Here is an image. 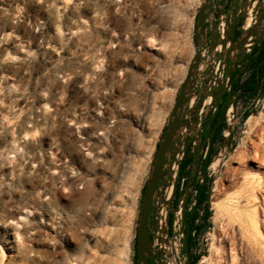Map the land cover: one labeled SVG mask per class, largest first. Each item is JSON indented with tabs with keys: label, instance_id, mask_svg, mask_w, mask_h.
<instances>
[{
	"label": "rangeland",
	"instance_id": "rangeland-1",
	"mask_svg": "<svg viewBox=\"0 0 264 264\" xmlns=\"http://www.w3.org/2000/svg\"><path fill=\"white\" fill-rule=\"evenodd\" d=\"M204 3L0 0V264H137L144 191ZM232 132L220 153L214 142L197 264H264L262 210V238H245L239 223L225 236L227 219L215 222L245 175L264 177L241 160L252 143L264 150V79Z\"/></svg>",
	"mask_w": 264,
	"mask_h": 264
},
{
	"label": "flooded vegetation",
	"instance_id": "flooded-vegetation-1",
	"mask_svg": "<svg viewBox=\"0 0 264 264\" xmlns=\"http://www.w3.org/2000/svg\"><path fill=\"white\" fill-rule=\"evenodd\" d=\"M261 8H264V0H212L210 8L207 11L205 29L201 38L206 35V37H208V40H211L212 42L211 52H214V48L217 45L219 44L223 45L222 58L225 63V79H229V89L225 90V88H221V89H216L214 91L212 105L210 109L206 111L203 117L201 129L198 134V137H196V134L194 133V129H195L194 127L198 119V112L201 103H199L194 107L191 113V119L193 125L189 129L185 141V156L180 163L178 176L175 180V183L177 184L178 188L180 187V184L183 179H185L184 183L187 182L188 184L190 176L192 175V173L196 168L198 155L200 157V165L198 168L197 175L194 177V182L197 183L205 182L204 178L206 177L207 172L206 173L204 172V164L206 158L208 157L212 149L215 150L214 149L215 141H219V146L216 149L220 150L219 148H221L223 142L226 139L224 135V131L227 128V123H226L227 110L229 109L230 105L233 102L237 104L238 102L242 101L245 95L244 94L245 84L250 82L255 72L259 70V66L256 60L260 57V54L259 55L255 54V48L259 47L260 45L264 46V20L261 19L260 17ZM235 15L239 16V20L237 21L235 38L233 42L231 38V29L233 22L235 20ZM222 16H225L228 21V32L226 34L225 41L220 42L218 41L217 30ZM213 33H214V38H211V35ZM249 39H251L250 42L251 45H250V50H247L246 45L248 44ZM242 41L244 42V45L242 47V55L238 59L239 51L237 50V46ZM263 55H264V50H263ZM232 65H233V71L231 76H229L228 69ZM220 92H222V96L220 100H217L216 95ZM211 121L212 123L211 125H209ZM183 123L184 122L181 121L179 128L182 127ZM178 140H179V133L176 132L174 136L171 152L168 154L166 159L164 175L159 183V189L155 194L154 201L156 197L160 194V190L163 187H165L172 179L173 173L170 164L172 162V159L174 158L175 153L179 150V146H177ZM220 140H223V142L220 143ZM188 158H191L192 161L185 168L186 176L180 179L179 176L181 174L182 168ZM189 198L192 203V194H190ZM191 203L189 205V212L192 209ZM153 212L150 218L151 226L149 223L151 237H153L152 234ZM137 259H138V255H137ZM149 261L150 264H156L154 261V256L150 257Z\"/></svg>",
	"mask_w": 264,
	"mask_h": 264
},
{
	"label": "built area",
	"instance_id": "built-area-1",
	"mask_svg": "<svg viewBox=\"0 0 264 264\" xmlns=\"http://www.w3.org/2000/svg\"><path fill=\"white\" fill-rule=\"evenodd\" d=\"M228 32V21L222 16L218 25V41H225ZM249 39L246 49L250 50ZM229 47V44H228ZM201 62L196 69L189 88V101L182 111V121L184 122L179 130V140L177 146L179 150L175 153L170 164L172 169V179L160 190V194L154 201L153 226H152V252L156 264H186L187 257L182 255L184 233L182 231V206L183 196L180 197L178 209H174L178 186L175 180L178 176L179 166L185 156V141L189 129L193 125L191 113L196 105L201 103L198 119L195 123L194 133L196 137L201 129L202 120L207 110L212 105L214 91L216 89H229V79H225V63L223 56V45L219 44L212 50V42L208 37L203 36L200 41ZM242 101L235 104L233 102L226 113L227 128L224 131L226 138L230 136L234 125L238 120V109ZM184 181L182 180L179 191L184 190ZM192 194L191 208L196 204L197 192L191 189ZM173 217V224L170 225V219Z\"/></svg>",
	"mask_w": 264,
	"mask_h": 264
},
{
	"label": "water",
	"instance_id": "water-1",
	"mask_svg": "<svg viewBox=\"0 0 264 264\" xmlns=\"http://www.w3.org/2000/svg\"><path fill=\"white\" fill-rule=\"evenodd\" d=\"M211 3H212V0H205L204 6L201 8L200 13L198 15L195 39H194V43H195L194 60L191 63L186 79L180 89L179 96L173 107L172 114L170 116L168 125L165 128L162 141L160 143V147L156 155L151 179L144 191V197L142 200V206H141V212H140L138 237H137V255H138L137 262L138 264H150L149 258L153 257L152 237L150 234L149 223H150L152 212L154 211V197H155L156 192L159 189V183L162 180L163 175H164L166 159H167L168 154L171 152L175 133L179 132L181 128V127L179 128V125L182 121L181 112L183 111V109L185 108V105L189 101V88H190L191 80L194 76L196 69L198 68L201 62L200 48H199L200 41H201V36L205 29L207 11L209 10ZM238 20H239V16L235 15V20L233 22L232 29H231V38L233 42L235 38V31H236V25H237ZM243 45H244V42L242 41L237 46V50L239 51L238 59L242 55ZM232 71H233V65L230 66L228 69L229 76H231ZM221 96H222V92L216 95V99L220 100ZM211 123L212 121L209 123V125H211ZM231 139H232V132H230V136L225 139L223 145L221 146L219 150V153L223 151L226 148V146L229 145V142L231 141ZM199 165H200V157L198 155L196 168L194 172L192 173V175L190 176L189 182L187 184L186 192H185L186 194H185V198H184V202L182 206V222L181 223H182L183 233L185 232L184 222H185L187 211H188V206H187L188 199H189L190 192L192 189V184L194 182V177L197 175V172H198ZM210 199H211V192L208 196L207 204L210 202ZM184 238H185V235H184Z\"/></svg>",
	"mask_w": 264,
	"mask_h": 264
},
{
	"label": "bare ground",
	"instance_id": "bare-ground-1",
	"mask_svg": "<svg viewBox=\"0 0 264 264\" xmlns=\"http://www.w3.org/2000/svg\"><path fill=\"white\" fill-rule=\"evenodd\" d=\"M155 49H157V47ZM246 124L251 128L254 124V119L250 117ZM252 145L254 146V151L247 152L246 154L245 152L244 154L241 153L244 155L241 160H243V164H247V161L259 163L262 165V167L252 166L251 168L255 170H261L264 168V150H262L260 146L256 145L255 143H252ZM220 162L221 157H217L213 166L216 168ZM239 171L240 170H234L232 173L236 176L239 175ZM240 190L241 191L237 196L229 198L224 206L218 207L215 222H219L223 218L227 219V225L221 224L220 226V229L225 236H229V231L227 228L228 226H233L234 223H239L245 238H262V221L259 219V212L262 210L264 213V177H259L258 174L256 176L245 175L244 182L240 186ZM259 194L262 195V202L258 198ZM244 202H246L245 205H243ZM200 264H204V261H202Z\"/></svg>",
	"mask_w": 264,
	"mask_h": 264
},
{
	"label": "trees",
	"instance_id": "trees-1",
	"mask_svg": "<svg viewBox=\"0 0 264 264\" xmlns=\"http://www.w3.org/2000/svg\"><path fill=\"white\" fill-rule=\"evenodd\" d=\"M198 19V17H197ZM264 46L260 45L259 47L255 48V54L259 55L260 57L256 60L257 64L259 66V70L255 72L250 82L245 84L244 86V97L242 101L244 103L247 102V100H251L259 94L262 88V79L264 77V55H263ZM250 116V113L244 114V119H248ZM223 140H220V143H222ZM224 143V142H223ZM216 155L215 150H211L210 154L206 158L205 164H204V172H207V169L212 164V161L214 159V156ZM191 158H188L186 162L184 163V166L182 168L181 174L179 178H184L186 176L185 168L191 163ZM204 183H197L193 182L192 189L197 192L196 194V204L192 207L191 211L189 212V205L191 203L190 198L188 199V211L186 215V219L184 222V228H185V238H184V244L182 248L183 256L187 257V261L189 264H197L200 260L199 256L193 257L191 255L192 248L197 245V238L199 235H201L209 225V218L211 216V207L210 204H207L208 196L211 191V179L205 177ZM187 182L184 183V190L183 192L179 191V188L177 189L176 194V200L174 203V209L177 210L179 206L180 197H185ZM173 224V217L170 219V225ZM151 226V222H150Z\"/></svg>",
	"mask_w": 264,
	"mask_h": 264
},
{
	"label": "crops",
	"instance_id": "crops-1",
	"mask_svg": "<svg viewBox=\"0 0 264 264\" xmlns=\"http://www.w3.org/2000/svg\"><path fill=\"white\" fill-rule=\"evenodd\" d=\"M212 8H214V7H212ZM263 79H264V77H263ZM263 79H262V81H263ZM233 134V133H232Z\"/></svg>",
	"mask_w": 264,
	"mask_h": 264
}]
</instances>
